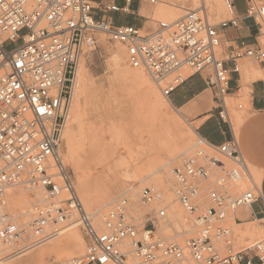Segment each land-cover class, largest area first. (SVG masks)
Segmentation results:
<instances>
[{
  "label": "built area",
  "instance_id": "2783aa9c",
  "mask_svg": "<svg viewBox=\"0 0 264 264\" xmlns=\"http://www.w3.org/2000/svg\"><path fill=\"white\" fill-rule=\"evenodd\" d=\"M133 1L119 6L116 0H0V244L40 243L55 236L63 223L75 222L84 253L56 264H264V238L239 245L227 224L239 208L262 199L234 136L216 145L197 134L195 151L170 170L171 194L194 224L183 244L160 232L158 225L167 218L163 206L145 213L139 228L128 197L97 215L77 195L62 157V132L77 61L95 46L97 33L121 44L127 64L142 69L165 98L187 73H197L225 108L229 74L239 72L240 59L264 65V45L258 40H240L226 59L217 55L221 31L239 24L235 0H223L229 17L216 25L202 2L149 32L113 17L132 14ZM243 1L244 17L254 21L258 37L264 36V1ZM17 185L38 189L47 199L34 205L30 220L22 224L6 201L8 189ZM138 200L145 206L163 204V192L145 186ZM261 219L264 210L253 213V221Z\"/></svg>",
  "mask_w": 264,
  "mask_h": 264
},
{
  "label": "rangeland",
  "instance_id": "374dc122",
  "mask_svg": "<svg viewBox=\"0 0 264 264\" xmlns=\"http://www.w3.org/2000/svg\"><path fill=\"white\" fill-rule=\"evenodd\" d=\"M138 1L140 3V10L142 8V10H147V15H142L141 12L119 15H127L129 18L142 20L143 32L155 30L160 21L171 22L185 14L187 11H190L193 8L197 9L202 2L206 7L210 23L216 25L222 19L229 17L227 11L224 10L225 6L223 0L220 3L222 10H220L218 17L211 13L210 5L207 0H196L194 5H191V0H181L180 3L189 8L183 7L182 9H177L176 12L178 16L170 20L161 16L152 15L155 6L160 4L158 0L155 4L150 3L149 0H137V2ZM116 2L119 6L124 5V0H116ZM258 41L264 45V36H259ZM114 54L119 56L121 60L119 63H115L112 57ZM217 55L221 59L224 58L222 56L221 44L220 47L217 48ZM118 67L120 69H118ZM247 68L254 71L255 69L258 70L259 66L258 64L253 63L250 59L243 58L240 61V71L244 74L246 73ZM128 70L132 71L133 69L126 62L125 48L119 43L111 42L105 34L97 33L95 46L85 49L77 61L76 71H80L81 73L82 84H80L78 91L77 84H75V87L72 90L68 120L62 136V157L71 174L77 195L87 211L94 212L97 215L103 214L113 206L117 199L125 196L129 199V213L133 222L138 225L139 228H142L143 219L141 217L145 213H150L151 209V212L153 213L163 206L165 207L167 218L161 221L158 225L160 232L167 237H174L179 243L183 244L187 238L193 235L194 224L192 217L185 212L183 207L170 194V185L172 183L170 170L178 165L184 156L191 155L195 151V146L198 142L196 124L192 123L183 114L182 110L172 106L147 74L145 75L158 97H152L153 93H150V95L144 94L145 91L138 88V86L126 75ZM258 75L259 76L256 77H261L262 73L258 71ZM248 77H245V80L254 78L253 75ZM82 96L84 97L81 98ZM240 96L239 99L235 100L227 95L224 97L225 105L227 104L226 109L232 118L234 129H236V137H238L237 126L239 125V122L243 117L248 116L246 111V100L248 97L247 89H242V91H240ZM160 99H166L163 100V102L167 101L164 102L162 105L163 107L161 105L159 107ZM238 106L242 107L239 108ZM74 109H76V112ZM71 111H73V113H71ZM236 115L237 118L235 119L234 117H236ZM73 116L76 117L73 118ZM173 116L174 118H172ZM150 121L152 123H150ZM235 121L237 123L234 124ZM79 128H81V130ZM66 130H68L67 136L65 134ZM190 134L193 138L190 137ZM74 139L76 141H73ZM189 141L191 145L187 144ZM68 145L73 149V156L67 152ZM199 146L205 147L203 144H199ZM174 149H178V152L172 157L170 151ZM247 164L250 173L253 174V167L255 166L249 161H247ZM153 176L156 177L154 178ZM157 176L160 178L158 179ZM150 185H156L157 187L160 185L159 188L163 192V204H151L145 206L139 202L138 194L140 190L143 187ZM138 186L140 189H138ZM9 190H26L27 192L30 191V193L32 191L39 192L38 189H28L25 185H17L11 187L8 191ZM40 193L39 196L42 198L38 196L39 201H35L36 199L33 198L32 201H34V203H31L28 200L30 203H19L18 205L20 207L16 205L17 207L13 208L9 202V195H7L6 201L8 211L17 217L16 222L18 224L30 220V215L19 216L18 213L32 209L31 207L34 205L45 204L43 201H46L47 199H45L43 192L40 191ZM106 195H108L111 201L106 206L102 207V209L100 208L101 210H97L98 206H96L93 201ZM169 206L174 209L175 213H171ZM179 207H182V209ZM178 213L181 214V216ZM232 219L233 218L230 216L227 220V224L230 225L234 235L237 234V242L239 245H249L264 238V219L251 221V223L248 222L239 226L233 225ZM173 222L174 224H172ZM69 224L70 222L63 223L61 230ZM259 226L263 229V232L258 235V237L255 236L254 238H250V236H248V231L252 227V229H254L256 227L259 228ZM77 229L79 231L78 233L82 236L78 225ZM61 237L62 236L59 238ZM25 241L28 242L26 239ZM15 243H19L18 246H22L21 241H16ZM53 243L54 242H47L34 250L50 249ZM83 246V251L77 254V256L84 253L85 245L83 244ZM0 247H5V245H1ZM15 249L16 246L13 245L10 249L4 252L0 251V260L6 258V256L15 251ZM34 250H32L31 253L34 252ZM29 257L30 253L29 256L27 255L25 258L24 256L21 257L22 260L17 258L13 260L14 263L12 261L9 263L15 264L21 260L20 264H56L65 263L68 259L76 256L61 258L56 252H50L43 259L39 257ZM182 263L187 264L188 262L176 264ZM192 264L195 263L192 262Z\"/></svg>",
  "mask_w": 264,
  "mask_h": 264
},
{
  "label": "crops",
  "instance_id": "0c3cea01",
  "mask_svg": "<svg viewBox=\"0 0 264 264\" xmlns=\"http://www.w3.org/2000/svg\"><path fill=\"white\" fill-rule=\"evenodd\" d=\"M235 4L240 20L237 27L221 31L223 59H226L240 40L243 39L251 44L258 40L257 26L254 21L244 17V1L235 0ZM130 10L132 14L138 13L140 3L134 0ZM113 17L119 23H131L142 28L140 19L129 18L127 15L122 16L117 13L113 14ZM225 64L228 68L231 67L230 61L226 60ZM258 66L259 69L254 71H260L261 77L245 80V76L253 75L251 73L253 71L249 68L244 74L240 70L238 73L230 72L229 74L227 96L235 100L241 97L242 89L245 88L248 92L246 100L248 116L243 117L237 126L238 137L235 135L236 129L232 122L222 115L226 111V107H221V103L214 97L213 88L206 84L202 75L187 73L186 79L168 96L170 103L175 108L182 110L183 114L196 124V132L202 138L209 143L218 145L228 141L232 136L236 137L245 160L263 172L259 185L262 199L254 202L250 207L239 208L232 217L234 222L240 225L253 221V213H260L264 210V65ZM241 107L239 106V108Z\"/></svg>",
  "mask_w": 264,
  "mask_h": 264
},
{
  "label": "bare ground",
  "instance_id": "6f19581e",
  "mask_svg": "<svg viewBox=\"0 0 264 264\" xmlns=\"http://www.w3.org/2000/svg\"><path fill=\"white\" fill-rule=\"evenodd\" d=\"M159 1V3L160 4H158V5H156L155 6V8H154V11H153V13H152V15L153 16H161V17H163V18H165V19H168V20H170V19H172V18H175V17H177L178 15H177V12H176V10L177 9H179V8H189V7H186L184 4H182V3H180V1L181 0H158ZM221 1L222 0H207V2H208V4L210 5V10H211V13L212 14H214L215 16H219V14H220V10H222V6H221ZM196 3V0H191V5H194ZM225 8V7H224ZM143 9V8H142ZM140 10L139 12H141V14L142 15H147V10ZM191 10H196L195 8H193V9H191ZM224 10H226V9H224ZM220 47V46H219ZM117 49V48H116ZM113 52V51H112ZM114 52H116V51H114ZM120 53V52H119ZM113 59H114V61H115V63H119V61H121L120 60V58H119V56L117 55V54H114L113 56ZM124 61V60H123ZM125 62V61H124ZM121 64V63H120ZM125 64V63H124ZM85 65V64H84ZM117 65V64H116ZM119 65V64H118ZM83 66V65H82ZM126 66V65H125ZM128 67V66H127ZM82 68V67H81ZM125 68V67H124ZM118 69H120L119 67H118ZM127 69V68H126ZM133 70L132 71H130V70H128L127 72H126V75L130 78V80L131 81H133L137 86H138V88H141L142 89V91L144 90L145 92H144V94H149L150 95V93H153L152 94V97L154 96V98H157L158 96L156 95V92L154 91V89H153V87L150 85V81L148 80V78H147V76L145 75L146 73L142 70V69H137V68H132ZM123 70V69H122ZM251 70V69H250ZM253 70V69H252ZM82 71V70H81ZM251 73H253V76H254V78L256 77V76H259L258 75V71H253V72H251ZM250 73V71H249V75L251 74ZM122 75V74H121ZM77 76V77H76ZM123 76V75H122ZM252 76V75H251ZM245 77H247V76H245ZM124 78V77H123ZM129 78H127V79H129ZM249 78V77H248ZM126 79V78H125ZM76 80V81H75ZM81 81H82V76H81V73H80V71H76L75 72V78H74V81H73V88L75 87V84H77V91H78V89H79V86H80V84H82L81 83ZM126 81V80H125ZM124 81V82H125ZM131 81H129V82H131ZM126 83V82H125ZM152 83V82H151ZM86 84V83H85ZM153 84V83H152ZM136 86V87H137ZM76 89V88H75ZM80 90H81V88H80ZM76 91V90H75ZM76 91V92H77ZM82 91V90H81ZM157 91V90H156ZM158 92V91H157ZM81 93V92H80ZM158 95H160V94H158ZM84 96H82L81 98H83ZM161 97V96H160ZM168 101H169V99L168 98H166ZM166 99H163V100H166ZM81 100H83V99H81ZM153 100H155V99H153ZM163 100H161L160 99V104H159V107H160V105L162 106L163 104H164V102H167V101H164L163 102ZM151 101V100H150ZM149 101V102H150ZM158 101H159V99H158ZM157 101V102H158ZM170 102V101H169ZM231 102V101H230ZM83 103V102H82ZM74 104V103H73ZM151 104V103H150ZM152 105V104H151ZM150 105V106H151ZM156 105V104H155ZM166 105V104H165ZM227 105V104H226ZM231 105V104H230ZM75 106V105H74ZM73 106V107H74ZM77 106V105H76ZM170 106V105H169ZM173 106V105H172ZM171 106V107H172ZM163 107V106H162ZM239 107V106H238ZM78 108V107H77ZM71 109H72V107H71ZM152 109V108H151ZM159 109V108H158ZM157 109V110H158ZM161 109V108H160ZM73 110V109H72ZM76 109H74V111H75ZM153 111V110H152ZM160 111V110H159ZM76 112V111H75ZM154 112H155V110H154ZM71 113H73V111H71ZM156 113V112H155ZM175 115V114H174ZM177 115V114H176ZM183 115V114H182ZM222 115L226 118V119H228L229 121H231L232 122V118H231V116H230V114L228 113V110L226 109V111L225 112H223L222 113ZM241 115V114H240ZM150 116H151V114H150ZM178 116V115H177ZM74 117H76V116H73V118ZM85 117V116H84ZM164 117V116H163ZM166 117V116H165ZM72 118V119H73ZM167 118V117H166ZM165 118V119H166ZM172 118H174V116L172 117ZM235 119L237 118V115H236V117H234ZM150 119V118H149ZM151 119H153V118H151ZM171 119V118H170ZM245 119V118H244ZM67 120H68V116H67V119L65 120V125H64V129H65V127H66V123H67ZM154 120V119H153ZM182 120V119H181ZM70 123V122H69ZM73 123V122H72ZM150 123H152L151 121H150ZM172 123V122H171ZM235 123H237L236 121L234 122V124ZM177 124V123H176ZM233 124V123H232ZM79 125V124H78ZM173 126H174V124H173ZM182 126H183V124H182ZM235 126V125H234ZM68 127V126H67ZM184 127V126H183ZM64 129H63V132H62V136H63V134H64ZM80 130H81V128H79ZM78 129V130H79ZM195 130V129H194ZM190 131V130H189ZM183 132H185V131H183ZM186 133V132H185ZM191 133V132H190ZM66 136L68 135V130H66ZM198 134V133H197ZM183 135V134H182ZM181 135V136H182ZM194 135V134H193ZM179 136H180V134H179ZM185 136V135H184ZM187 137V136H186ZM189 137V136H188ZM190 137H192L191 136V134H190ZM74 138V137H73ZM193 138V137H192ZM191 138V139H192ZM81 139V138H80ZM181 139H182V137H181ZM73 141H76L75 139L73 140ZM188 141V140H187ZM187 144L188 145H191L190 144V141L189 142H187ZM71 146L70 145H68V154H70V155H72L73 156V149L72 148H70ZM171 153V155H172V157H173V155L174 154H177V152H178V149H174V150H172V151H170ZM183 154H185V153H183ZM180 156V155H179ZM177 158V157H176ZM164 161V160H163ZM162 161V162H163ZM168 161V160H167ZM165 162H166V160H165ZM164 163V162H163ZM165 165V164H164ZM167 167V166H166ZM162 169H164V168H162ZM160 170V169H159ZM253 170H254V173L253 174H251V178H252V180L257 184V185H260V180H261V177H262V174H263V172L261 171V170H258L257 168H255V167H253ZM157 172V171H156ZM167 174V173H166ZM158 175V174H157ZM159 176V175H158ZM158 176H157V178H158ZM154 178L156 177V176H153ZM151 178V177H150ZM160 178V177H159ZM158 178V179H159ZM138 179V178H137ZM141 179V178H140ZM161 180V179H160ZM166 180V179H165ZM136 181H138V180H136ZM152 182H153V180H152ZM141 183V182H140ZM139 183V184H140ZM160 185H162V184H160ZM159 185V186H160ZM158 186V187H159ZM168 186V185H167ZM132 187H133V185H132ZM138 189H140L139 188V186H138ZM137 189V190H138ZM32 191V190H31ZM38 191V190H37ZM133 192V191H132ZM41 193H40V191L39 192H36V191H32L31 193H30V191L29 192H27L26 190H9L8 191V195H9V202H10V204L12 205V208L13 207H17L16 205H18L19 203H27V202H31V203H34V201H32L33 200V198L34 199H36L35 201H39V195H40ZM168 194H169V192H168ZM171 194V193H170ZM86 195V194H85ZM172 195V194H171ZM39 196V197H38ZM42 196V195H41ZM91 196V195H90ZM92 197V196H91ZM171 197V196H170ZM40 198H42V197H40ZM29 200V201H28ZM168 200H170V199H168ZM42 201V200H41ZM40 201V202H41ZM111 201V199L108 197V195H106V196H103L102 198H100V199H98V200H94L93 201V203L96 205V206H98L97 207V210H99L100 208L102 209V207H104V206H106L109 202ZM29 202V203H30ZM170 202V201H169ZM28 203V204H29ZM173 203H176V202H173ZM36 204V203H35ZM40 204V203H39ZM173 205V204H172ZM19 206V205H18ZM22 206V205H21ZM25 206V205H24ZM20 207V206H19ZM29 207V206H28ZM170 207V206H169ZM27 208V207H26ZM26 208H24V209H26ZM32 208V207H31ZM180 208V207H179ZM20 209V208H19ZM100 209V210H101ZM136 209V208H135ZM180 209H182V207L180 208ZM170 211H171V213H175V211H174V209L173 208H171L170 207V209H169ZM20 211V210H19ZM168 211V210H167ZM177 211V210H176ZM31 212V209H28V210H25L24 212H22V213H18L19 215H22V216H24V215H29V213ZM14 214V213H13ZM179 214V213H178ZM173 215V214H172ZM180 216H181V214H179ZM172 217H174V216H172ZM175 218V217H174ZM231 218H232V215H231ZM171 220V219H170ZM179 223V222H178ZM232 223H233V225H235V226H239L240 224H236L235 222H234V220L232 219ZM249 223H251V222H249ZM172 224H174V222L172 223ZM246 224V223H245ZM184 227V226H183ZM249 227V226H248ZM175 228H176V226H175ZM247 228V227H246ZM251 228V227H250ZM253 228V227H252ZM250 229L249 231H248V236H250V238L251 237H255V236H257L258 237V235H260L262 232H263V229L259 226V228L258 227H256V228H254V229ZM177 229V228H176ZM183 230V229H182ZM247 230V229H246ZM79 231H78V229H77V224L76 223H70L68 226H66L64 229H62V230H60L55 236H53V237H51V238H49V239H47V240H44V241H42V242H40V243H34V244H27L26 242H25V240H22L21 242L24 244V247H22V246H18L19 245V243H14L13 245L14 246H16V249H20L18 252H16V253H13V252H15V251H13L11 254H9V255H7L6 256V258H3V259H1L0 260V264H10L9 262L10 261H12L13 262V260H15V259H17V258H20L21 259V257H23L24 256V258H25V256H29V253H30V257L29 258H32V257H39V258H41V259H43V258H45L50 252H56L61 258H64V257H72V256H77V254H79L80 252H82L83 251V244H84V240H83V237L78 233ZM242 233V232H241ZM247 234V233H246ZM60 236H62L61 238H59ZM181 236V235H180ZM246 236V235H245ZM177 237V236H176ZM256 237V238H257ZM249 239V238H248ZM252 240V239H251ZM47 242H54L53 244H52V246H51V248L50 249H36V250H34L35 248H37V247H40L41 245H43V244H45V243H47ZM12 245V246H13ZM0 246H1V244H0ZM12 246H6L5 245V247H0V251H6V250H8V249H10ZM15 249V250H16ZM32 250H34V252H32L31 253V251ZM11 251V250H10ZM5 253H7V252H5ZM4 255V254H3ZM58 257V256H57ZM22 260V259H21ZM21 260L20 261H18V263H15V264H20V262H21ZM28 260V259H27ZM46 260V259H45ZM41 262H42V260H41ZM14 263V262H13ZM181 263V262H180ZM187 263V262H186ZM23 264V263H22ZM183 264V263H182ZM187 264H192V262H188Z\"/></svg>",
  "mask_w": 264,
  "mask_h": 264
}]
</instances>
